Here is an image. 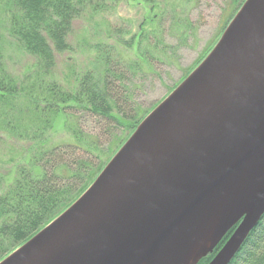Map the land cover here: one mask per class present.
I'll list each match as a JSON object with an SVG mask.
<instances>
[{
	"label": "water",
	"instance_id": "1",
	"mask_svg": "<svg viewBox=\"0 0 264 264\" xmlns=\"http://www.w3.org/2000/svg\"><path fill=\"white\" fill-rule=\"evenodd\" d=\"M263 214L264 0H244L89 186L0 264H199L214 251L207 264H229Z\"/></svg>",
	"mask_w": 264,
	"mask_h": 264
},
{
	"label": "rangeland",
	"instance_id": "2",
	"mask_svg": "<svg viewBox=\"0 0 264 264\" xmlns=\"http://www.w3.org/2000/svg\"><path fill=\"white\" fill-rule=\"evenodd\" d=\"M243 1L109 0V9L104 7L93 12L86 8L72 24L67 38L70 49L55 53L54 67L47 74H40L34 72L35 58L24 52L10 35L7 0H0V39L5 67L17 84L33 86L34 97L41 91L39 83L51 81L70 91L76 89L77 80L86 74H93L99 85L108 76L109 89H113L110 98L121 109L129 107L126 113L132 111L136 117L143 118L207 55ZM104 58H109L107 75ZM38 103L40 110L47 114L44 107L48 102ZM31 107L21 98L17 109L2 108L0 116L5 111L17 115L13 124L19 131L27 125L25 133L33 136L35 131L29 124ZM69 112L73 115L58 113L37 139L18 138L0 129V192L14 181L19 167L38 173L31 157L43 140L42 146L80 142L87 147L90 139H98L100 149L106 153L101 154V161L105 163L132 132L131 127L123 126L127 123L125 120H121L122 125H116L99 116ZM77 128L82 133L81 141L73 134Z\"/></svg>",
	"mask_w": 264,
	"mask_h": 264
},
{
	"label": "trees",
	"instance_id": "3",
	"mask_svg": "<svg viewBox=\"0 0 264 264\" xmlns=\"http://www.w3.org/2000/svg\"><path fill=\"white\" fill-rule=\"evenodd\" d=\"M6 3L10 14L9 33L24 52L35 58L34 72L40 74H47L54 67L55 53L70 49L67 38L72 24L86 8L97 12L104 7L109 9L110 6L109 0H7ZM102 53L105 54L104 50ZM3 58L0 39V110L17 109L19 99H25L27 106H32L29 110L32 115L29 124L35 131L33 136L25 133L27 125L23 131H19L13 124L17 115L5 111L0 116V129L8 131L12 136L37 139L39 134H44L45 126L58 113L73 115L69 112L72 110L99 116L116 125H122L121 120H125L127 123L123 126L131 127L132 131L142 118L136 117L132 111L126 113L129 107L121 109V105L111 99L110 92L113 89H109L108 76L99 85L93 74H86L77 80L76 89L70 91L63 90L51 81L39 83L41 91L34 97L31 94L33 86L28 88L17 84L6 70ZM104 59L107 61V75L109 58ZM43 100L48 102L44 107L48 110L47 114L38 106V101ZM19 117L23 116L19 114ZM78 130L74 129L73 134L81 141L82 133ZM43 142L31 157L38 173L19 167L14 181L5 191L0 192V260L69 206L107 163L101 161V154L106 153L100 149L98 139H90L87 147L80 142L75 145L42 146ZM1 185L0 176V190ZM233 228L217 248L224 243ZM214 253L203 258L199 264H207ZM229 264H264V214Z\"/></svg>",
	"mask_w": 264,
	"mask_h": 264
}]
</instances>
